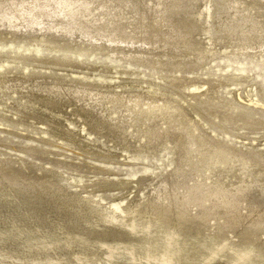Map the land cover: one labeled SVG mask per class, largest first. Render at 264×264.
<instances>
[{
    "label": "rangeland",
    "instance_id": "374dc122",
    "mask_svg": "<svg viewBox=\"0 0 264 264\" xmlns=\"http://www.w3.org/2000/svg\"><path fill=\"white\" fill-rule=\"evenodd\" d=\"M212 2L0 0V167L25 164L18 186L60 187L96 211L84 220L78 212L93 233L74 247L81 258L93 254L92 264H124L101 247L131 232L101 222L116 206L159 248L183 217L221 237L232 232L230 216L236 235L264 224V107L249 103L264 99V0H224L207 26ZM44 167L52 172L42 178ZM144 201L152 207L136 213ZM179 237L190 249L194 238Z\"/></svg>",
    "mask_w": 264,
    "mask_h": 264
},
{
    "label": "bare ground",
    "instance_id": "6f19581e",
    "mask_svg": "<svg viewBox=\"0 0 264 264\" xmlns=\"http://www.w3.org/2000/svg\"><path fill=\"white\" fill-rule=\"evenodd\" d=\"M223 6L224 0H213V2L205 8L204 25L210 26L212 20L218 18L221 15ZM232 24L233 26H231V28L239 27L235 22ZM208 31L213 33L211 29ZM2 53L3 51L0 50V55ZM188 65L190 64L187 63L185 66ZM0 69L3 70L4 66H1ZM24 73L30 75V71L27 67L24 69ZM249 103L264 107V99H256V101H249ZM13 123L17 122L13 121ZM26 170L28 171V167L25 164L18 165L17 163L14 164L11 162L7 163L6 166L0 167V260H2L0 264H3V262L6 263L3 261L4 259L13 260L12 264H28V262L31 264H53L54 262L61 263L64 258H68L67 264H92L91 262L94 261L93 254L92 256L88 255L81 258L78 253L79 251H75L74 247L78 246V248H80L82 242L86 244L85 240H90L92 236L91 233H93L84 228L86 225L82 227V217L77 216L78 212H82L84 220L91 211L94 213H96V211L91 207L83 206L82 201L76 196L72 199L70 197L69 199H67L68 197L64 198V196L60 194V187L54 190L31 191L29 188L18 186L17 177L21 175L24 176V171ZM2 172H6V174H2ZM12 172H18V174L15 175L12 174ZM38 172L43 173L42 178H45V174H49L52 171L44 167L38 169ZM47 178H54V175L51 174V176L49 175ZM60 182H64L63 178ZM120 185L126 184L120 183L119 186ZM69 188L77 190L74 186H70ZM14 198H17L16 201H14ZM151 205V203L147 205L146 201L141 202L138 204L135 212L139 213L142 211L141 209L149 206L152 207ZM196 207H200V204L196 205ZM157 208L162 209L160 206ZM48 209L51 212H48ZM116 209L117 210L106 209L102 211L101 214H98L101 216V222L104 224L108 223L110 227H114V225L120 226L121 229L129 227L131 232L127 230L128 228H125L127 233H125L127 235L125 239L117 236L112 239L113 242H101V247H105V256L109 261L115 262L120 260V262L124 264H193L195 257H198L201 248L205 246L204 253L199 254V258L202 259V263L200 262V264H264L263 223H250L247 225L246 231L243 234L236 235L234 231L238 227L239 222L235 216H230L228 217L227 226L232 232H230V235L227 237H221L216 234H203L202 229L204 227V221H195L193 218L189 219L188 217H183L180 219L182 222L180 225L176 223V229H174L173 223L169 224L170 227H168L167 231L168 235L165 234L166 236H164L167 242L164 243L162 247L160 245L159 248L155 246V241L154 243L145 242V240L151 238L148 234L149 230L147 231V229H144L141 233L137 231V234L136 231H134L138 229V227L136 228V223L133 222V220L124 221L125 219L116 216L119 207L116 206ZM39 210H42V212ZM163 212L169 213L164 208L162 209V213ZM223 212L228 214L226 211ZM69 213L72 215L76 214L75 216L73 215V220L66 217ZM49 215H53L57 218L49 221ZM137 219L138 218H135V220ZM262 219L264 220L263 216ZM147 221L149 220L144 222ZM150 226L151 225H149V228ZM128 234H131L130 236L132 237L129 238ZM138 235L145 237L142 239L143 244L142 241L140 243L136 239H132L133 236ZM179 235H184L186 240L187 238H194V240L191 241L192 244L190 245V249L186 250L183 245L182 247L178 246L180 245L177 239ZM201 235H208V238L204 241L208 240V242H213L214 240H218V246H209L207 242L204 245L203 241L200 247L197 243V239ZM258 239H261V243L256 246V241ZM93 244L97 245L99 241L94 238ZM134 245L138 247H134ZM174 245H176V248ZM231 246L236 249L239 248V250H234L233 252L230 248ZM91 247L92 248L89 249L87 246L88 250H92V252L93 250H98V248L95 249L93 245ZM87 248L85 249L84 246V251L87 250ZM255 256L258 257L256 258ZM56 257H58L59 260H57ZM218 259L224 262H216L219 261Z\"/></svg>",
    "mask_w": 264,
    "mask_h": 264
}]
</instances>
